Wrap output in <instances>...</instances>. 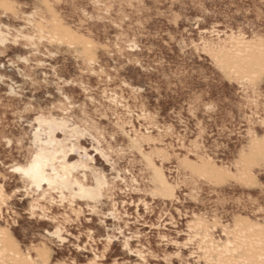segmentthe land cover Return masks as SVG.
Instances as JSON below:
<instances>
[{"label": "rangeland", "instance_id": "rangeland-1", "mask_svg": "<svg viewBox=\"0 0 264 264\" xmlns=\"http://www.w3.org/2000/svg\"><path fill=\"white\" fill-rule=\"evenodd\" d=\"M0 264H264V0H0Z\"/></svg>", "mask_w": 264, "mask_h": 264}, {"label": "bare ground", "instance_id": "bare-ground-1", "mask_svg": "<svg viewBox=\"0 0 264 264\" xmlns=\"http://www.w3.org/2000/svg\"><path fill=\"white\" fill-rule=\"evenodd\" d=\"M44 125L46 127L42 128ZM60 125L61 124L56 120H40L38 127L40 129H38L35 133V151L33 155L25 165L17 166L15 169L20 168L27 171L33 159L39 157L40 161L44 165L42 172L32 173L30 175H25L23 172H17L26 181L28 190L38 192L43 189L44 185H46L50 189L60 190L61 194H64V190H69L74 196L95 199L98 195L97 188H91L88 185H85L73 175V171L77 170L80 166H85V162L82 160L76 164L69 163L67 159L69 151L63 147L62 142L59 141L55 135V130ZM43 134L45 135V140L42 139ZM77 149L78 148L73 146L70 150L73 151ZM83 157L87 158V154L85 153ZM161 176L162 174L160 177ZM160 177L158 176L159 179Z\"/></svg>", "mask_w": 264, "mask_h": 264}, {"label": "snow or ice", "instance_id": "snow-or-ice-1", "mask_svg": "<svg viewBox=\"0 0 264 264\" xmlns=\"http://www.w3.org/2000/svg\"><path fill=\"white\" fill-rule=\"evenodd\" d=\"M44 168L43 163L40 161L39 157L33 159L32 163L29 165L28 170L16 168L13 171L16 172H23L25 175H30L32 173H39L42 172Z\"/></svg>", "mask_w": 264, "mask_h": 264}]
</instances>
